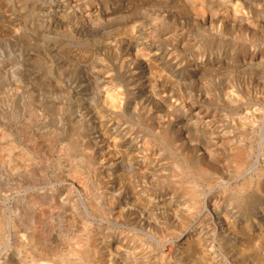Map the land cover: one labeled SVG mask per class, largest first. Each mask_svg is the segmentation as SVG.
I'll return each mask as SVG.
<instances>
[{
  "label": "rangeland",
  "instance_id": "374dc122",
  "mask_svg": "<svg viewBox=\"0 0 264 264\" xmlns=\"http://www.w3.org/2000/svg\"><path fill=\"white\" fill-rule=\"evenodd\" d=\"M263 87L264 0H0V264H80L81 237L93 264L264 261V245L236 252L264 232V199L225 183L239 143L264 194ZM203 139L221 181L197 183L190 219L176 175L209 161Z\"/></svg>",
  "mask_w": 264,
  "mask_h": 264
},
{
  "label": "bare ground",
  "instance_id": "6f19581e",
  "mask_svg": "<svg viewBox=\"0 0 264 264\" xmlns=\"http://www.w3.org/2000/svg\"><path fill=\"white\" fill-rule=\"evenodd\" d=\"M191 1V0H190ZM192 4V3H191ZM215 14V13H214ZM213 16V15H212ZM143 55V54H142ZM136 59V58H135ZM143 61H145L146 62V65L148 66L149 65V61L147 60V59H144V55H143ZM142 65V64H141ZM145 65V64H144ZM140 66V65H139ZM143 66V65H142ZM155 68V67H154ZM160 69V68H159ZM156 71V70H155ZM216 79V78H215ZM226 82V81H225ZM229 84V83H228ZM201 86V85H200ZM264 88V87H263ZM106 93H108V92H106ZM216 93V92H215ZM107 95V94H106ZM255 95V94H254ZM110 97H111V95H109ZM236 96V95H235ZM238 98V97H237ZM221 100V99H220ZM108 101V100H107ZM223 104V103H222ZM229 106V105H228ZM264 106V105H263ZM232 108V107H231ZM237 108V107H236ZM234 109V108H233ZM254 110V109H253ZM127 111V110H126ZM245 111V110H244ZM241 112V111H240ZM196 113V112H195ZM194 113V114H195ZM79 114V113H78ZM263 114V113H262ZM97 115H98V113H97ZM200 115V114H199ZM192 117H194V116H192ZM197 117V116H196ZM200 117V116H199ZM207 118V117H206ZM228 119V118H227ZM240 119V118H239ZM242 119V118H241ZM242 120H244V119H242ZM237 121V120H236ZM239 121V120H238ZM101 122H103V121H101ZM143 122V121H142ZM264 123V122H263ZM77 124V123H76ZM241 124V123H240ZM246 124V123H245ZM248 124V123H247ZM242 125V124H241ZM244 125V124H243ZM234 126V125H233ZM73 127H75V126H73ZM236 128V127H235ZM262 128V127H261ZM21 129V128H20ZM75 130H76V128H75ZM231 130V129H230ZM234 130V129H233ZM73 131V130H72ZM72 131H71V133H72ZM77 131V130H76ZM103 131V130H102ZM158 131V130H157ZM262 131H264V130H262ZM261 131V132H262ZM52 132V131H51ZM74 132V131H73ZM79 132V131H78ZM98 132V131H97ZM155 132H156V130H155ZM24 133V132H23ZM77 133V132H76ZM162 133V132H161ZM26 134V133H25ZM158 134V133H157ZM163 134H164V131H163ZM166 134V133H165ZM197 134V133H196ZM225 134V133H224ZM74 135V134H73ZM96 135V134H95ZM104 135V134H103ZM151 135H153V134H151ZM237 135V134H236ZM147 136V135H146ZM6 137V136H5ZM71 137V136H70ZM96 137V136H95ZM145 137V136H144ZM51 138V137H50ZM67 138V137H66ZM65 138V139H66ZM72 138V137H71ZM153 138V137H152ZM238 138H240V137H238ZM77 139V138H76ZM99 139V138H98ZM32 140V139H31ZM72 140H74V138L72 139ZM97 140V139H96ZM100 140H102V139H100ZM204 140V139H203ZM210 140H212L211 138H210ZM210 140H209V142H206L205 140H204V146H205V153H207L209 156L208 157H206V158H208L209 159V157L211 156V149H210V145H211V143L212 142H210ZM216 140V139H215ZM226 140V139H225ZM230 140V139H229ZM68 141V140H67ZM75 141V140H74ZM104 141V140H103ZM228 141V140H227ZM36 142V141H35ZM72 142V141H71ZM215 142H217V141H215ZM220 142V141H219ZM231 142V141H230ZM237 142H239V141H237ZM47 143V142H46ZM67 143V142H66ZM66 143H65V145H66ZM75 143V142H74ZM95 143V142H94ZM103 143V142H102ZM156 143V142H155ZM166 143H168V142H166ZM171 143V142H170ZM225 143V142H224ZM259 143V142H258ZM32 144V143H31ZM58 144V143H57ZM68 144V143H67ZM72 144V143H71ZM99 144H101L100 142H99ZM159 144V143H158ZM195 144V143H194ZM226 144V143H225ZM242 144V143H241ZM262 144V143H261ZM80 145V144H79ZM106 145V144H105ZM151 145V144H150ZM220 145V144H219ZM239 145V143L238 144H235V146L234 145H231L230 147H229V150H231V152H232V156H231V167L230 166H227V167H230L229 168V170L227 171V175H225V173H224V175L225 176H228V179H227V181L225 182V183H227L228 182V185L230 184H232V183H234V185H233V188H232V186H231V188H232V192L233 193H235V195H236V193H238L239 195H240V197H241V203L243 204V203H245L244 202V200L245 199H247L246 198V196H248V194H251L252 196H254L255 198H259V199H264V194H261L262 192H261V180H260V176H261V172H260V170L259 169H257L255 166H256V160H254V156L252 155V156H250L249 155V153L248 152H246L245 150H244V148H242V147H239L238 146ZM260 145V144H259ZM3 146V145H2ZM5 146V145H4ZM52 146V145H51ZM73 146V145H72ZM143 146V145H142ZM215 146H216V144H215ZM214 146V147H215ZM15 147V146H14ZM17 147V146H16ZM82 147V146H81ZM106 147H107V149H108V145H106ZM163 147V146H162ZM7 149H8V147H7ZM6 149V150H7ZM13 149V148H12ZM81 149V148H80ZM88 149V148H87ZM86 149V150H87ZM146 149V148H145ZM224 149V148H223ZM2 150V149H1ZM77 150V149H76ZM83 150V149H82ZM101 150V149H100ZM260 150V149H259ZM3 152H4V149L2 150ZM9 151V150H8ZM57 152L58 151H61V152H66L67 150H66V148L65 147H61L59 150H56ZM84 151V150H83ZM89 151V150H88ZM118 151V150H117ZM169 151V150H168ZM174 151V150H173ZM216 151V150H215ZM170 152V151H169ZM59 153V152H58ZM110 153H112V152H110ZM115 153V152H114ZM118 153V152H117ZM123 153V152H122ZM162 153H163V151H162ZM167 153V152H166ZM179 153H181V152H179ZM259 153H260V151H259ZM85 154V153H84ZM88 154H89V152H88ZM87 154V155H88ZM107 154V153H106ZM129 154V153H128ZM189 154V153H188ZM7 155V154H6ZM10 155V154H9ZM105 155V154H104ZM111 155V154H110ZM109 155V156H110ZM175 155V154H174ZM179 155V154H178ZM25 156V155H24ZM52 156V155H51ZM62 156V155H61ZM66 156H68V155H66ZM78 156V155H77ZM76 156V157H77ZM199 156V155H198ZM5 155L0 151V163L1 162H3V161H5ZM7 157H8V155H7ZM6 157V158H7ZM102 157H104L103 155H102ZM102 157H100V158H102ZM107 157V156H106ZM114 157V156H113ZM121 157V156H120ZM125 157V156H124ZM179 157V156H178ZM185 157H187V156H185ZM204 157V156H203ZM230 157V156H229ZM258 157V156H257ZM14 158V157H13ZM70 158L72 159V157H70L69 156V160H70ZM118 158H119V155H118ZM129 158V157H128ZM143 158V157H142ZM182 158V157H181ZM188 160H189V167L187 168V170L189 171V172H191L190 174L192 175V177H193V179H192V182H190V181H187L189 184L188 185H183V180H184V174L180 171L179 173H177V175H176V180H177V182H179V185L177 186V189L178 190H182L183 191V194L185 193V195L189 198V202H188V204L185 206L186 207V209L188 210V212L190 213V219H191V216L193 215V214H195V213H199L200 211H201V209H202V207H201V205H202V203H203V201L201 200L200 201V199H199V197L201 196V194L202 193H200V190H198L199 188H198V182H205V184L208 186V187H211L210 186V184H214V183H219L221 180L219 179V177H217V176H215V174L214 173H216V170L215 169H213L212 168V166H211V163H210V159H209V161L206 163V161L205 160H203V159H198V160H196V159H194V158H192V156H190V155H188ZM256 158V157H255ZM11 159V158H10ZM18 159H19V155H18ZM66 159V158H65ZM107 159V158H106ZM149 159V158H148ZM167 159V158H166ZM174 159H175V157H174ZM183 159H185L184 157H183ZM207 159V160H208ZM212 159V158H211ZM257 159V158H256ZM77 160V159H76ZM7 161V160H6ZM13 161H14V159H13ZM26 161V160H25ZM30 161V160H29ZM86 161V160H85ZM109 161H111V160H109ZM108 161V162H109ZM185 161V160H184ZM183 161V162H184ZM82 162H84V161H82ZM82 162H80V163H82ZM92 162V161H91ZM116 162V161H115ZM174 162V161H173ZM6 163H8V162H6ZM27 163V162H26ZM188 163V162H187ZM216 163V162H215ZM2 164V163H1ZM14 164V163H13ZM77 164V163H76ZM90 164V163H89ZM171 164V163H170ZM175 164V163H174ZM3 165V164H2ZM74 165V164H73ZM109 165V164H108ZM117 165V164H116ZM11 166V165H10ZM20 166V165H19ZM25 166L26 165H23V169H25ZM70 166V165H69ZM87 166V165H86ZM104 166V165H103ZM106 166V165H105ZM174 166V165H173ZM89 167V166H88ZM99 167V166H98ZM175 167V166H174ZM181 167V166H180ZM214 167V166H213ZM12 168V167H11ZM14 168H16V167H14ZM72 168V167H71ZM77 168H81V167H77ZM85 168V167H84ZM82 169V168H81ZM86 169V168H85ZM185 169V168H184ZM68 170H69V168H68ZM74 170V169H73ZM174 170H175V168H174ZM181 170V169H180ZM80 171V170H79ZM157 171V170H156ZM186 171V170H185ZM70 172V174H71V172L72 171H69ZM73 172H75V171H73ZM171 173V172H170ZM74 173H72V175H73ZM109 174V173H108ZM176 174V173H175ZM262 174H264V173H262ZM106 175V174H105ZM172 175V174H171ZM71 176V175H70ZM85 176V175H84ZM87 176V175H86ZM128 176V175H127ZM77 177H78V175H77ZM123 177H124V175H123ZM169 177H171V176H169ZM262 177V176H261ZM187 178V177H186ZM113 179V178H112ZM89 180V179H88ZM224 180V179H223ZM109 181V180H108ZM171 181L172 180H170V183H171ZM231 181V182H230ZM78 182V181H77ZM116 182H118V181H116ZM177 182H175V183H177ZM230 182V183H229ZM173 183V182H172ZM198 183V184H197ZM223 183V182H222ZM174 184V183H173ZM117 185V184H116ZM224 185V184H223ZM218 186V185H217ZM108 187V186H107ZM222 187V186H221ZM229 187V186H228ZM83 188V187H82ZM114 188H116V187H114ZM139 188V187H138ZM219 188V187H218ZM230 188V187H229ZM263 189V188H262ZM119 190V189H118ZM145 190V189H144ZM221 190V189H220ZM224 190V189H223ZM228 190V189H227ZM222 191V190H221ZM229 191H231V189L229 190ZM205 192V191H204ZM203 192V193H204ZM207 192H209V191H207ZM227 192V191H226ZM227 193H229V192H227ZM111 194V193H110ZM131 194H133V192L131 193ZM230 194H232V193H230ZM43 195V194H42ZM221 195V194H220ZM250 195V196H251ZM135 196V195H134ZM226 196V195H225ZM132 197V196H131ZM33 198V197H32ZM45 198V197H44ZM136 198V197H135ZM251 198V197H250ZM38 199V198H37ZM237 199V198H236ZM239 199V198H238ZM31 200V199H30ZM36 200V199H35ZM142 200V199H141ZM144 200V199H143ZM148 200V199H147ZM31 201H33V200H31ZM37 201V200H36ZM29 202V201H28ZM126 202V201H125ZM127 203V202H126ZM210 203V202H209ZM30 204V203H29ZM205 204V203H204ZM212 204V203H211ZM98 205V204H97ZM128 205V204H127ZM133 205V204H132ZM144 205V204H143ZM139 206V205H138ZM18 207H20V206H18ZM30 207V206H29ZM31 207H32V205H31ZM37 207V206H36ZM42 207V206H41ZM145 207V206H144ZM93 208H94V206H93ZM93 208H92V211H93ZM141 208H143V207H141ZM207 208V207H206ZM8 209H10V208H8ZM30 209V208H29ZM28 209V210H29ZM32 209V208H31ZM37 209V208H36ZM45 209H47L46 208V206H45ZM144 209V208H143ZM214 209H215V207H214ZM43 210V209H42ZM48 210V209H47ZM94 210H96L95 208H94ZM146 210V209H145ZM33 211V210H32ZM39 211V210H38ZM44 211V210H43ZM42 211V212H43ZM137 211V210H136ZM182 211V210H181ZM40 212V211H39ZM91 212V211H90ZM103 212V211H102ZM12 213L14 214V212L12 211ZM34 213V212H33ZM37 213V212H36ZM92 213V212H91ZM187 213V212H186ZM201 213V212H200ZM11 214V213H10ZM9 214V215H10ZM31 214V213H30ZM95 214V213H94ZM188 214V213H187ZM187 214H186V216H187ZM27 215V213L25 214V216ZM189 215V214H188ZM197 215V214H196ZM22 216V215H21ZM34 216V215H33ZM23 217V216H22ZM32 219V218H31ZM36 220H37V218H35ZM70 219V218H69ZM34 220V219H33ZM1 221V220H0ZM38 222V221H37ZM43 222V221H42ZM73 222V221H72ZM29 223V222H28ZM82 223H84V222H82ZM195 223V222H194ZM3 225V224H2ZM19 225V224H18ZM34 225V224H33ZM36 225V224H35ZM38 225V224H37ZM227 225V224H226ZM21 226V225H20ZM44 226V225H43ZM79 226V225H78ZM97 226H99V225H97ZM2 227V226H1ZM0 227V228H1ZM32 227V226H31ZM34 227V226H33ZM82 227V226H81ZM222 227V226H221ZM17 228V227H16ZM15 228V229H16ZM20 228V227H19ZM18 228V229H19ZM90 228V227H89ZM228 228V227H227ZM85 229V228H84ZM87 230V229H86ZM96 230V229H95ZM94 230V231H95ZM172 230V229H171ZM93 231V230H92ZM262 232H259V234L257 235L258 236V238H257V240H254V241H251V242H249V243H244L242 246H239V248H238V246H237V250H236V252H237V254L239 253V254H244V253H247L248 251H251V250H253L252 248H255L256 247V245L257 246H262V245H264V239H263V230H261ZM78 232V231H77ZM89 232V231H88ZM45 233H46V231H45ZM81 233V232H80ZM87 233V232H86ZM36 234V233H35ZM70 234H71V232H70ZM88 234V233H87ZM175 234V233H174ZM96 235H98V234H96ZM27 236V238H29V241H27V242H29L30 243V245L31 244H34V243H36V241H37V237L35 236V235H33V234H29V235H26ZM73 236V238H74V236L76 237V235H72ZM99 236H100V234H99ZM64 237H66V235L64 236ZM91 237V236H90ZM86 239H88V238H86ZM163 239V238H162ZM181 239H183V243H186V242H189L188 240H190L189 239V237H182ZM196 239V238H195ZM194 239V240H195ZM15 240V242H14V244H15V246H17L16 248L18 249V248H23V247H21V246H23L24 245V239L22 238V236L21 237H19V236H17L16 235V238L14 239ZM27 240V239H26ZM56 240H58V238H56ZM65 240V239H64ZM93 240V239H92ZM253 240V239H252ZM69 241H71V237H70V239H69ZM90 241H91V239H90ZM135 241V240H134ZM62 242V241H61ZM66 242V241H65ZM146 242V241H145ZM198 242H200V239H198ZM52 243V242H51ZM64 243V242H63ZM94 242L92 241V244H93ZM194 243V242H193ZM49 244V243H48ZM56 244V243H55ZM143 244V243H142ZM206 244V243H205ZM26 245V244H25ZM30 245H28V246H30ZM61 245V244H60ZM144 245V244H143ZM150 245V244H149ZM33 246H35V245H33ZM41 246V245H40ZM68 247H67V251H68V254H70V255H73L75 258H76V262H78L79 261V263L80 264H93V261H94V258H95V256H93V252H95V251H93L92 249H91V247L88 245V243H87V241L85 240L84 241V238L83 237H81V238H79V239H74V240H72V243H70L69 242V245H67ZM94 246V245H93ZM92 246V247H93ZM185 246V245H184ZM187 246V245H186ZM25 247V246H24ZM44 247V246H43ZM148 247V246H147ZM231 247V246H230ZM232 247H235V246H232ZM213 248V247H212ZM53 249V248H52ZM58 250H61V249H58ZM57 250V251H58ZM140 250V249H139ZM147 250V249H146ZM37 251V250H36ZM47 251V250H46ZM45 251V252H46ZM56 250H51V252H49V253H47L46 252V254H43V255H35L36 256V258L35 259H37L36 261H38V260H41V261H38V262H36L35 264H57L58 262L57 261H54V258H52V257H50V255H55L56 256V254L55 253H53V252H55ZM148 251V250H147ZM212 251V250H211ZM37 252H39V251H37ZM43 252V251H42ZM207 252L209 253L210 252V250L208 249L207 250ZM28 253V252H27ZM32 253V252H31ZM30 253V254H31ZM65 253H67L66 251H65ZM143 253V252H142ZM149 253V252H148ZM160 253V252H159ZM39 254V253H38ZM47 254H49V255H47ZM133 254V253H132ZM144 254V253H143ZM146 254V253H145ZM63 255V254H62ZM62 255H59L58 254V256H56L57 257V259H58V261H61V262H63L64 263V261L66 260V256H62ZM96 255V254H95ZM140 255V254H139ZM142 255V254H141ZM153 255V254H152ZM204 255V254H203ZM31 257H33L32 256V254L30 255ZM34 256V257H35ZM207 256V255H206ZM206 256H204V257H206ZM161 257V256H160ZM209 257V256H208ZM208 257H206V258H208ZM53 260H52V259ZM70 258V257H69ZM68 258V259H69ZM99 258V257H98ZM145 258V256H143V259ZM147 258V257H146ZM149 258V257H148ZM211 258V257H210ZM34 259V260H35ZM49 259L50 260H52L53 262H51V261H49ZM74 259V258H73ZM158 259V258H157ZM169 259V258H168ZM146 260V259H145ZM148 260V259H147ZM159 260H160V258H159ZM205 260V259H204ZM203 260V261H204ZM101 261V260H100ZM135 261V260H134ZM202 261V260H201ZM218 261V260H217ZM259 261V264H264V261L262 260V258H261V260H258ZM34 262V261H33ZM57 262V263H56ZM69 262V261H68ZM160 262V261H159ZM188 262V261H187ZM22 263V262H21ZM96 263V262H95ZM94 263V264H95ZM218 263V262H217ZM152 264V263H151ZM167 264V263H166ZM185 264V263H184ZM190 264V263H189Z\"/></svg>",
  "mask_w": 264,
  "mask_h": 264
}]
</instances>
